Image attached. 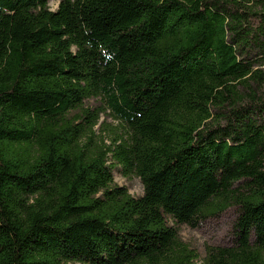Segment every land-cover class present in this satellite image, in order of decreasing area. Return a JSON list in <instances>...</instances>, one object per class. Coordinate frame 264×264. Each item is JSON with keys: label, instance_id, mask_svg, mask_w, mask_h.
<instances>
[{"label": "trees", "instance_id": "obj_1", "mask_svg": "<svg viewBox=\"0 0 264 264\" xmlns=\"http://www.w3.org/2000/svg\"><path fill=\"white\" fill-rule=\"evenodd\" d=\"M56 1L0 0V264H198L231 207L201 264H264V0Z\"/></svg>", "mask_w": 264, "mask_h": 264}, {"label": "rangeland", "instance_id": "obj_2", "mask_svg": "<svg viewBox=\"0 0 264 264\" xmlns=\"http://www.w3.org/2000/svg\"><path fill=\"white\" fill-rule=\"evenodd\" d=\"M59 2L51 0L50 7L53 10L58 8ZM89 106L99 105V101L92 98L87 101ZM101 122L105 125V142L110 143L109 136H113L112 131L123 132L124 128L112 115H102ZM100 125L96 126L99 133ZM115 182L118 185L125 186L133 196H141L144 193V186L140 177L131 174L124 176L120 171L114 173ZM237 216L235 207L229 208L223 214L215 218H209L204 221L201 226L192 228L190 226L181 227L182 239L187 242L190 247L194 248L201 256L198 264L202 263V258L205 256L207 248L210 246H227L234 242V222Z\"/></svg>", "mask_w": 264, "mask_h": 264}]
</instances>
